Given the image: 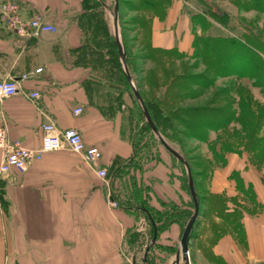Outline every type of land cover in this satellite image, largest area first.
Returning <instances> with one entry per match:
<instances>
[{
  "label": "crops",
  "instance_id": "0c3cea01",
  "mask_svg": "<svg viewBox=\"0 0 264 264\" xmlns=\"http://www.w3.org/2000/svg\"><path fill=\"white\" fill-rule=\"evenodd\" d=\"M15 1L24 17L39 15L57 31L19 37L0 25V80L19 84L16 95L0 101V124L7 123L10 140L30 148L41 145L44 123L75 128L102 155L98 165H92L63 148L30 163L25 172H0V264H153L160 240L131 253L128 248L129 225L139 223L131 213L136 210L120 199L130 192L123 167H130L136 157L134 128L125 105L117 96L114 100L110 90L99 91L104 81H97L94 67L81 58L86 41L83 0ZM191 5V0H173L163 18L152 19L154 46L190 52L194 31L186 9ZM25 74L28 77L21 79ZM33 92L39 96L30 98ZM77 107L84 109L79 115L74 114ZM3 154L0 150V164ZM99 168L108 171L105 180L98 177ZM131 171L140 183L142 172ZM147 171L162 176L159 167ZM255 190L263 201L264 189L256 185ZM244 224L247 257L229 235L218 237L210 247L205 244L207 253L201 246L198 253L213 264L264 262V223ZM178 254L169 264H183Z\"/></svg>",
  "mask_w": 264,
  "mask_h": 264
},
{
  "label": "rangeland",
  "instance_id": "374dc122",
  "mask_svg": "<svg viewBox=\"0 0 264 264\" xmlns=\"http://www.w3.org/2000/svg\"><path fill=\"white\" fill-rule=\"evenodd\" d=\"M117 1L124 50L126 54H131L137 69L133 63L132 68L129 64L128 67L132 81L140 94L148 101L162 100L165 92L160 87L166 88L168 84L174 87L177 80L184 78L179 83L186 88L172 91L173 96L176 93L184 97L178 101L174 99L173 107L188 109L189 112L201 110L200 112L204 114L213 115L210 116L212 122H219L218 126L210 127L204 124V120H190L194 129L201 134V138H195L189 135L181 121L179 123L173 120L178 131L176 136L182 139V147L180 142L163 135L188 161L198 199H201L199 217L189 239L190 246L193 245V249H189L190 262L192 258L194 264H213L214 261L212 263L203 252L198 253L197 249H201L202 246L203 251L207 253L208 247H205V244L210 247L218 237L228 235L247 257L248 244L244 222L264 223V200L258 199L255 190L256 185L264 189V149L256 153L255 159H251L250 154L245 151L253 135L254 138H264V87L258 85L248 73L257 64L253 54H249L251 63L243 69L228 67L229 70L224 71V65L227 63L223 61L225 48L219 44L216 46L218 53L213 57L214 60L218 58L219 61L216 60L215 64H218L219 68L217 73L211 72L208 61L200 60L194 54L191 57H179L170 51L173 48L166 49L153 45L157 50L152 49L153 25L150 26V21L156 12L144 9V17L148 18L142 26L139 20L143 12L136 10L138 0ZM115 2L116 0H83L82 6L86 13L100 14L103 28L94 33L97 39L108 42L105 44L108 50L105 61L108 65L103 69L99 68L100 70L94 69L95 79L99 82L104 81V84H100L99 91L110 90L112 97L117 96L118 100L115 97L114 100L125 105V114L127 113L134 128L136 158L130 159L129 162L136 163L142 172V176L140 175L142 181L138 187L143 191V196L138 202L128 196L129 194L120 199L122 205H128L132 210H136L131 213L134 214L136 223H139V226L129 225L126 239H130L128 248L131 253L151 243L156 236V240H160L156 246L158 259L153 261L156 264H169L174 254L181 253V238L187 222L194 213V203L184 164L171 155L154 133L152 136L147 132L145 125L148 123L144 116L142 115L141 119L138 113V110L142 112L140 106L138 103V107L134 105L132 87L125 82L124 68L117 55L111 13ZM191 3L186 11H189L191 26L197 34L203 31L202 27L193 21L194 15L209 21V24H205V27L208 26L206 28L208 35L238 36L247 33L253 35L251 39L254 44H256L254 39L258 40L259 44L264 43V12L241 8L237 0H191ZM213 10L222 17H214L211 14ZM94 19L99 20V17ZM224 19L227 20L226 24H222ZM115 50L121 67L118 69L113 59ZM191 52L193 47L188 53ZM261 55L264 61V50L261 51ZM244 70L246 74H242ZM178 117L187 120L182 118V115ZM137 135L142 141L136 140ZM224 148L230 151H224ZM220 151L224 152L221 156ZM128 166L129 164L126 165L125 172L131 173ZM150 166L159 167L162 176L156 174L150 176V171H147ZM145 172L146 178L143 180ZM233 174L244 181V188H236L233 179V183L230 182V176ZM128 176L135 178L134 174ZM220 179L225 182H219ZM127 184L129 185L128 182ZM144 207L160 216L157 221L163 229L159 231L158 237L152 228L151 219L144 212ZM145 223L148 227L140 229L142 227L140 225ZM196 238L198 242L194 241ZM181 262L183 263L182 259ZM253 264L264 262L257 261Z\"/></svg>",
  "mask_w": 264,
  "mask_h": 264
},
{
  "label": "trees",
  "instance_id": "16d2710c",
  "mask_svg": "<svg viewBox=\"0 0 264 264\" xmlns=\"http://www.w3.org/2000/svg\"><path fill=\"white\" fill-rule=\"evenodd\" d=\"M238 1V5L241 8L244 9H255L259 12H264V0H237ZM173 0H138V5L136 6V10L143 12L141 14V19L139 20V23H142V26L144 25V23L146 22L148 16L144 17V9L148 8L153 10L154 12H156V14L154 13V16H152L151 18V24L150 26H152V19L155 16H159V17H164L170 6L172 5ZM211 14L215 17H222V15H220V13H216L214 10L211 12ZM98 18L99 20H96L94 18ZM83 21H84V30L86 33V41L84 43V51L81 55V58L83 61H85L86 63L91 64L94 69L98 70L99 68H105L106 65H108L107 61H105V57H106V53L108 52L107 50V45L108 42L103 41V40H99L97 39V37L95 36V31H99L103 28L102 26V20L100 21V14L98 12L90 14V13H85L84 17H83ZM193 21L196 23H198L201 27H202V33L201 34H197L194 30V39H193V52L191 53H184L179 51L177 48H173L170 51L175 52L177 55H179V57H191V56H198V58L200 60L203 61H208L209 65V71L217 73V69L218 64L216 65V60H214V56L218 53L217 52V48L216 46H218L219 44L223 46V48H225V51L223 53V57H224V62H227L226 65H224V71H228V67H233L235 69H243L245 66L249 65L251 63V60L249 59V54H253L255 61L257 64H255L252 69L248 72L249 75L251 77L254 78V81L260 85L264 87V61L261 55V51L264 50V43H260L258 42V40L254 39L256 41V44H254V41L251 39L252 36H250L247 33H244L242 35H208L206 34L207 32V27H205V24H209V21H204V19L201 16H197L194 15L192 17ZM222 24H226L227 20L224 19L222 21ZM226 26V25H225ZM90 31L92 32V34H90ZM253 42V44H251ZM115 44L117 46V55L119 56V49H118V45L116 43L115 40ZM151 48L157 50V48H155L151 42ZM160 50V49H159ZM166 51V50H165ZM260 52V53H259ZM194 54V55H193ZM116 50H115V57L113 58L116 62L115 66L116 69H118L120 67V63L119 60L116 58ZM213 59L210 60L209 58ZM127 59H128V64L130 66V68H132V63L135 65L134 61L132 60L133 57H131V54H127ZM219 61V60H218ZM121 68V67H120ZM135 69H137V65H135ZM100 70V69H99ZM239 70V71H240ZM241 74V72L239 73ZM242 74H246L245 70L242 72ZM125 78V82L126 84L129 86V82L126 78V76H124ZM184 80V78H180L179 80H177V83L174 85V87L168 84V86L166 85L165 87H160L162 88V91H164L165 93L163 94L164 96L162 97V100H155V101H148L143 94H141L146 107L152 117V119L154 120L156 126L158 127V129L160 130V132L165 135L166 137L172 139L173 141H178L180 142V146L182 147V139H180L177 135L178 131H177V127L176 124L173 122V120H175L176 122L178 121L179 123L182 122V125L185 126V128L188 130L189 135L191 137H195V138H201V134L199 132H197V130L194 129L192 123L190 120H197V121H202L204 120V124L210 125V127H216L219 125L218 121H213L211 120L210 116L213 115H209L208 114H204L202 112H200L201 110H195V111H188L185 109H181L180 107H173V103H174V99L175 101L182 99L184 96L181 94H174V96L172 95V91H181V89L186 88L185 86L181 85L179 82ZM170 92V94H169ZM135 100V98H134ZM161 101V102H159ZM134 105L136 107L137 106V101H134ZM163 105V106H161ZM165 105V106H164ZM139 115L141 116L140 118H143V113L140 112V110H138ZM204 114V115H203ZM178 115H182V118L187 119L186 121L182 120L181 118L179 119ZM138 118V117H137ZM161 119L163 120L161 122ZM181 121V122H180ZM190 121V122H188ZM170 122V123H169ZM169 123V124H168ZM145 128L147 129V132H149L152 136H153V132L151 127L147 124L145 125ZM169 131L171 133H169ZM255 136L253 135L252 138L250 139V143L249 145L247 144V148H245V151L250 154L249 156L251 157V159H255L256 158V153L258 151H262V149H264V138H254ZM139 139V140H138ZM136 140L138 141H142L141 137H139L138 135L136 136ZM135 142V141H134ZM135 144V143H134ZM183 149V148H182ZM224 151H228V148H224ZM244 150V149H243ZM136 151V148H135ZM230 151V150H229ZM237 152V151H236ZM217 153V152H216ZM224 152H219L220 156L221 154H223ZM239 153V152H238ZM243 153V151H242ZM254 153V154H253ZM218 154V153H217ZM241 154V153H239ZM173 156V155H172ZM174 157V156H173ZM136 158V157H135ZM175 158V157H174ZM124 169L126 167H123ZM130 170H140L139 166L136 165V163H132L131 167H128ZM126 170V169H125ZM141 171V170H140ZM130 171L125 172L124 171V175L127 176L129 175ZM127 181L129 183L128 187L130 189L129 195L135 202H138L140 200H142V196H143V191L138 187L140 186V183L137 182L136 178H134L133 176H131L130 178L127 177ZM234 180L236 182V188H244V181L242 179H240V177L238 175H234L230 176V180ZM190 188V187H189ZM200 203H201V199L199 198ZM144 212L148 215V217L151 219L152 222V228L154 230V233L159 234V231H161L163 229V226H159L158 225V221L157 218L159 219L160 216L159 215H155V213H152L148 208L144 207ZM157 231V232H155ZM158 239V238H157ZM135 241V240H134Z\"/></svg>",
  "mask_w": 264,
  "mask_h": 264
},
{
  "label": "built area",
  "instance_id": "2783aa9c",
  "mask_svg": "<svg viewBox=\"0 0 264 264\" xmlns=\"http://www.w3.org/2000/svg\"><path fill=\"white\" fill-rule=\"evenodd\" d=\"M0 25L5 26L9 31L19 37H39L43 33L56 32L55 24L44 20L41 16L24 17L19 3L15 0H4L0 3ZM42 68L36 70L41 72ZM27 74L21 79H26ZM19 91L17 80H0V101L16 95ZM39 96L38 92L29 94L30 98ZM84 111L83 107L74 109V114L79 115ZM43 136L41 145L37 148L24 146L20 141L9 139L8 125L5 121L0 124V150L3 151V160L0 164L1 173L12 171L25 172L30 163L42 160L48 153L68 148L71 151L83 155L86 161L92 165L101 159V151L97 146L87 145L82 133L75 128L59 129L54 123H44L41 126ZM99 178L105 180L108 171L105 168L97 170ZM117 206V202H110Z\"/></svg>",
  "mask_w": 264,
  "mask_h": 264
},
{
  "label": "water",
  "instance_id": "95a60500",
  "mask_svg": "<svg viewBox=\"0 0 264 264\" xmlns=\"http://www.w3.org/2000/svg\"><path fill=\"white\" fill-rule=\"evenodd\" d=\"M108 9V8H107ZM110 11V9H108ZM111 12V11H110ZM113 14V23H114V29H115V40L118 45L119 49V56L121 63L124 68L125 76L129 82V84L132 87L133 90V96L137 103L140 106V109L143 113V116L148 123V125L151 127L152 132L158 139V141L173 155L177 160L182 162L186 168L187 175H188V180H189V187H190V194L194 203V213L187 222L182 238H181V257L183 260V264H191L190 262V256H189V239H190V234L195 226V223L199 217V212H200V202L198 199V195L195 190V185H194V180H193V175L191 172L190 165L188 161L183 157L182 154H180L176 149H174L164 138L163 134L160 132L158 127L156 126L154 120L152 119L146 104L138 90V88L135 86V84L132 81V77L130 74V70L128 67V62H127V54L125 53L124 46H123V40H122V32H121V27L119 23V8H118V1L116 0L114 10L111 12ZM154 240H156V236L154 237Z\"/></svg>",
  "mask_w": 264,
  "mask_h": 264
}]
</instances>
